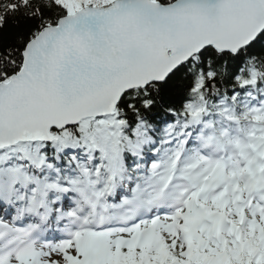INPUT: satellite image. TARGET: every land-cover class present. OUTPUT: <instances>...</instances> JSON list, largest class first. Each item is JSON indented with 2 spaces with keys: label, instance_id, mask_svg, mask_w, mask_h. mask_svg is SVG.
Wrapping results in <instances>:
<instances>
[{
  "label": "snow or ice",
  "instance_id": "6c2138e0",
  "mask_svg": "<svg viewBox=\"0 0 264 264\" xmlns=\"http://www.w3.org/2000/svg\"><path fill=\"white\" fill-rule=\"evenodd\" d=\"M0 264H264V0H0Z\"/></svg>",
  "mask_w": 264,
  "mask_h": 264
}]
</instances>
